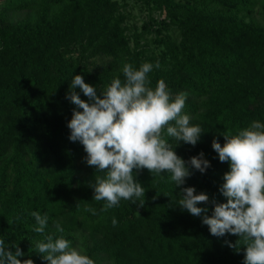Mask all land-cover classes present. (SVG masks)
<instances>
[{
	"label": "trees",
	"instance_id": "16d2710c",
	"mask_svg": "<svg viewBox=\"0 0 264 264\" xmlns=\"http://www.w3.org/2000/svg\"><path fill=\"white\" fill-rule=\"evenodd\" d=\"M141 4L147 18L126 24L127 3ZM264 0H1L0 2V239L24 253L20 260L47 264L35 244L45 235L63 237L94 264H243L238 237L210 234L202 217L178 206L181 189L194 187L212 201L227 162L211 143L253 121L264 124ZM164 11L161 19L151 13ZM152 64L155 88L163 80L174 98L186 94L183 113L199 125L196 145L166 137L184 161L201 152L210 162L202 174L192 169L176 187L169 173L133 170L145 188L136 204L121 199L101 211L91 183L105 173L85 162L82 144L68 139L67 122L76 106L67 99L74 75L97 88L122 66ZM159 67H156V64ZM81 99L87 97L73 89ZM80 110V109H77ZM177 144V145H176ZM144 200V205L141 204ZM95 209V214L88 209ZM47 213L42 235L31 212ZM139 215H138V214ZM117 220L113 226L112 219ZM63 228L58 232L56 224Z\"/></svg>",
	"mask_w": 264,
	"mask_h": 264
},
{
	"label": "clouds",
	"instance_id": "9594fccd",
	"mask_svg": "<svg viewBox=\"0 0 264 264\" xmlns=\"http://www.w3.org/2000/svg\"><path fill=\"white\" fill-rule=\"evenodd\" d=\"M152 67L147 62L138 68L125 63L122 66L124 81L114 78L100 95L96 87L85 83L82 75H74L71 80L67 99L76 108L67 122L68 139L82 144L88 166L105 173L103 177L96 176L95 182L90 184L93 199L105 202L101 211L117 206L121 199L136 204V199L145 197V188L135 180L134 169L169 173L178 187L191 176L189 166L202 174L210 167L202 152L184 161L166 139L170 137L177 144L184 142L194 146L203 131L199 125H192L191 117L183 113L185 93L173 98L163 80H159L155 88L150 86L148 74ZM76 88L87 101L72 91ZM223 137V145L213 139L211 147L219 161L228 164L219 189L226 202L213 200L212 214L203 215L208 209L198 205L207 204L208 195L197 194L194 187H185L181 189L178 206L192 216L202 217L211 235L238 237L234 244L225 243L233 248L242 244L243 264H264V124L253 120L235 134L225 132ZM143 205L144 200L141 207ZM88 211L95 214V209ZM30 214L37 225L33 231L43 235L49 219L47 213L41 215L33 211ZM112 224H117L115 218ZM56 229L63 232L59 223ZM12 248L14 252L0 239V264H33L31 259H18L24 253L16 244ZM35 248L47 264H94L93 259L71 247L70 241L63 237L54 239L52 235H45L44 240L36 242Z\"/></svg>",
	"mask_w": 264,
	"mask_h": 264
},
{
	"label": "rangeland",
	"instance_id": "374dc122",
	"mask_svg": "<svg viewBox=\"0 0 264 264\" xmlns=\"http://www.w3.org/2000/svg\"><path fill=\"white\" fill-rule=\"evenodd\" d=\"M126 10H127V15H126L125 23L128 24L129 27L133 26L136 27L137 30H139L141 22L147 18L146 10L141 4L133 1H128ZM256 11L257 8L254 9L253 14L251 15L252 19L257 20L260 23H264V19H261L259 17V14L256 13ZM151 16L156 20L161 19L164 16V11L153 12L151 13Z\"/></svg>",
	"mask_w": 264,
	"mask_h": 264
}]
</instances>
